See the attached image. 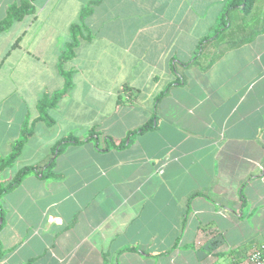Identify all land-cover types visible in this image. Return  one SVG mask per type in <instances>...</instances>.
Segmentation results:
<instances>
[{"label":"crops","instance_id":"obj_1","mask_svg":"<svg viewBox=\"0 0 264 264\" xmlns=\"http://www.w3.org/2000/svg\"><path fill=\"white\" fill-rule=\"evenodd\" d=\"M93 1L33 0L0 31V158L30 130L0 182L39 167L0 196V264H244L264 242V0H102L36 121Z\"/></svg>","mask_w":264,"mask_h":264},{"label":"trees","instance_id":"obj_2","mask_svg":"<svg viewBox=\"0 0 264 264\" xmlns=\"http://www.w3.org/2000/svg\"><path fill=\"white\" fill-rule=\"evenodd\" d=\"M32 1L33 0H20V2L18 3L11 4L7 9L6 15L2 19H0V31L7 29L15 20H20L24 17L25 14L31 12L33 10ZM101 1L102 0H95L84 6L79 14V23H75L70 26L71 39L69 42L65 43L63 50L61 51L59 56V70L61 75L63 76L64 85L61 90L52 93L47 92L39 99L36 107L38 113L36 121H42L46 125L52 124V119L49 116L48 110L55 105L60 97L66 95L68 89L72 84L71 73L70 71H65L62 68V64L70 60L74 56V49L76 48L79 37L82 36V31L85 27L84 19L92 12L93 6L100 4ZM252 3L253 0H229L226 10H232L238 8L239 6H242L243 11H248L251 8ZM148 127V125H144L143 127H141V130L147 129ZM92 134L93 132L90 133V135ZM29 135L30 130L27 129V125L25 124L22 127L19 138L11 144L10 153L4 158H0V171L5 167L11 165L17 159L21 152L22 146ZM107 141L109 146L114 144L112 138H108ZM70 142L78 143L81 141L76 140V138L72 135L64 136L56 142L53 154L55 155L56 153L60 152L63 146ZM120 146H122V143L119 144V147ZM53 163L54 157L51 158L45 165V171H47L53 165ZM38 168L39 167L37 166L24 167L20 169L12 178V180L7 184L3 185V183L0 182V196L18 185L25 174L36 171ZM43 175H45V173H43Z\"/></svg>","mask_w":264,"mask_h":264},{"label":"built area","instance_id":"obj_3","mask_svg":"<svg viewBox=\"0 0 264 264\" xmlns=\"http://www.w3.org/2000/svg\"><path fill=\"white\" fill-rule=\"evenodd\" d=\"M244 264H264V242L254 246L244 256Z\"/></svg>","mask_w":264,"mask_h":264}]
</instances>
